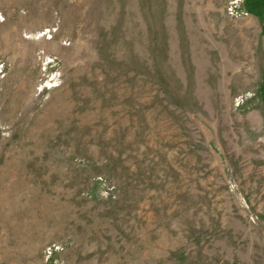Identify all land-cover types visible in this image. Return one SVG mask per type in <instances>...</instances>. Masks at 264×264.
I'll list each match as a JSON object with an SVG mask.
<instances>
[{"label":"rangeland","instance_id":"rangeland-1","mask_svg":"<svg viewBox=\"0 0 264 264\" xmlns=\"http://www.w3.org/2000/svg\"><path fill=\"white\" fill-rule=\"evenodd\" d=\"M0 264H264V0H0Z\"/></svg>","mask_w":264,"mask_h":264}]
</instances>
